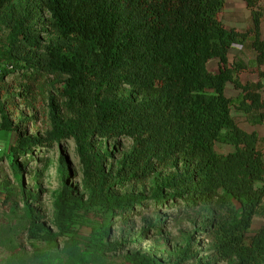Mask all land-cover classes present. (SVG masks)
<instances>
[{
    "label": "trees",
    "instance_id": "16d2710c",
    "mask_svg": "<svg viewBox=\"0 0 264 264\" xmlns=\"http://www.w3.org/2000/svg\"><path fill=\"white\" fill-rule=\"evenodd\" d=\"M240 1L251 20L243 33L224 28L226 0H0V34L6 31L0 86L13 76L26 93L46 79L55 95L48 102L50 130L43 139L18 133L9 158L16 163L35 149L48 153L73 141L87 191L86 200L76 195L60 155L63 184L52 223L33 219L29 241L55 245L74 232L75 219L98 208L104 218L88 221L90 238L80 244L113 253L120 245L107 241L111 218L127 224L149 201L154 208L182 202L185 211L212 214L202 229L213 246L206 257L211 264H264V228L248 237L253 220L264 218V154L256 133L243 131L232 117L233 108L255 110V123L263 122L264 105L256 93L260 86H241V66L227 60L233 46L249 41L256 64L264 66V4ZM214 60L217 73L208 70ZM228 83L242 91L240 99L226 97ZM0 118L2 130L17 129L3 104ZM97 141L130 144L115 170L107 169L111 154L99 151ZM218 145L230 150L220 153ZM169 169L174 171L150 197L113 191L143 185ZM162 190L173 195L166 198ZM25 211L32 216L28 205ZM125 261L161 264L137 254Z\"/></svg>",
    "mask_w": 264,
    "mask_h": 264
},
{
    "label": "rangeland",
    "instance_id": "374dc122",
    "mask_svg": "<svg viewBox=\"0 0 264 264\" xmlns=\"http://www.w3.org/2000/svg\"><path fill=\"white\" fill-rule=\"evenodd\" d=\"M226 2L233 3L232 0ZM40 15L42 19H47L43 13L40 12ZM46 39L50 37L46 36ZM5 42L6 31L3 30L0 45ZM3 66L0 60V67ZM4 85V88L0 86V104L5 106L8 120L17 129L10 132L2 130L0 118V264H127L125 257L134 254L157 258L161 264H211L206 257L213 246L202 229L203 222L212 214L206 209L185 211L182 202L154 208L153 202L149 201V208L140 211L127 224L121 222V217L111 218V235L107 241L120 245L113 253L90 252L80 244V241L90 238L88 221L103 220L104 215L98 208H89L83 218L75 219L74 232L56 240L55 245L29 241L28 231L33 219L37 218L47 227L52 223V214L63 184L60 155L67 160L71 174L68 181L76 195L86 200L87 191L81 184L82 168L73 141L64 142L62 147L54 146L48 153L41 148L35 149L31 156L20 158L16 163L9 158V148L16 141L18 133L43 139L50 130L48 102L54 93L46 79L26 93H23L20 81L13 76H7ZM20 93L21 98L17 97ZM13 96L16 98L13 99ZM96 146L101 152H110L108 170H115L122 155L130 148L125 141H97ZM229 150V147L217 146L220 153ZM13 166L19 168L17 173ZM173 171L159 170L143 185H128L113 191L118 194L144 193L150 197L160 190L161 181ZM162 192L166 198L173 195L170 190ZM27 205L32 212L31 217L25 211ZM261 228H264V219L257 217L252 222L248 237L251 238ZM37 253L43 255L45 263L39 260ZM221 264L236 262L232 260Z\"/></svg>",
    "mask_w": 264,
    "mask_h": 264
},
{
    "label": "crops",
    "instance_id": "0c3cea01",
    "mask_svg": "<svg viewBox=\"0 0 264 264\" xmlns=\"http://www.w3.org/2000/svg\"><path fill=\"white\" fill-rule=\"evenodd\" d=\"M233 3L225 2L224 10L220 20L226 30H236L238 32H245L250 24V11L245 4L240 0H232ZM264 3V0H261ZM260 33L264 37V19L260 24ZM228 65H239L241 70L238 72V81L241 86L250 87L252 90L257 88L256 93L260 96L261 102L264 105V66L256 64V54L251 48L249 41L233 46L227 54ZM209 65L211 68H209ZM218 61L214 60L208 64V70L211 73L218 72ZM225 95L231 100H238L242 97V91L236 89L233 84L228 83L225 88ZM260 111L253 110L249 114L232 109V117L237 125L246 132H255L259 141L260 149L264 154V121L255 123L256 117ZM264 207V200L262 203ZM263 218V217H259ZM264 219V218H263Z\"/></svg>",
    "mask_w": 264,
    "mask_h": 264
}]
</instances>
